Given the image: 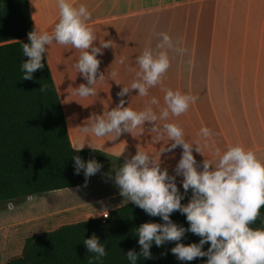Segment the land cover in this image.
Returning <instances> with one entry per match:
<instances>
[{
  "label": "crops",
  "instance_id": "0c3cea01",
  "mask_svg": "<svg viewBox=\"0 0 264 264\" xmlns=\"http://www.w3.org/2000/svg\"><path fill=\"white\" fill-rule=\"evenodd\" d=\"M162 1L68 0L77 7L86 5L91 13L87 23L97 37L94 46L99 47L104 40L113 41L112 47L102 49L103 54L97 56L101 62L97 79L101 73L105 79L94 85L96 95L87 98L75 94L81 83L87 85V81L73 67L78 61L79 50L55 42L46 46V59L63 106L73 147L122 165L136 154L138 146L160 162L161 169H167L169 176L176 177L178 190L183 189V177L176 175L175 171L182 148L177 147L160 156L161 149L169 147L171 142L166 136L156 141V133L150 130V123L146 122L143 129L134 130L131 134L123 133L117 139L111 135L97 138L91 133H82L80 127L88 124L91 115H102L119 104L121 97L117 94L123 87H130L139 70L136 57L146 47L156 50L159 23H199L200 39L192 42L214 44V51L168 53L174 62L170 63L162 83L149 89L146 97H140L138 90L130 91L123 97L124 106L141 111L152 97H156L159 105H152V108L159 114L160 109L165 107V89L195 96V103L185 114L179 117L170 115L168 121L158 120L156 126L172 122L183 129L187 142L194 145L193 155L198 170H202L204 159L215 167L218 162L216 151L223 153L229 146L237 144L252 150L264 162V0ZM29 3L34 29L51 34L59 20L57 0H29ZM113 71L117 73L115 78L110 75ZM201 127H208L213 133L206 142L207 147L205 140L198 135ZM198 141L202 155L195 152ZM111 170L117 171L118 168H101L86 186L94 185L98 173L106 175ZM93 202L87 204L95 213L92 218L103 216L105 210L109 213L130 203L117 192L104 194L101 200ZM88 219L91 218L83 220ZM26 238L21 242L18 256ZM3 248L7 250L1 251V255L12 252L9 242Z\"/></svg>",
  "mask_w": 264,
  "mask_h": 264
},
{
  "label": "clouds",
  "instance_id": "9594fccd",
  "mask_svg": "<svg viewBox=\"0 0 264 264\" xmlns=\"http://www.w3.org/2000/svg\"><path fill=\"white\" fill-rule=\"evenodd\" d=\"M57 2L59 20L51 34L47 31L38 32L35 28L28 33L30 43H21L23 55L28 58L21 66L23 80H31L33 73L44 67L42 59L47 52L46 46L53 42L63 46L70 45L80 52L73 67L87 81V85L81 83L75 89V94L81 98L96 95L94 85L105 79L103 73L97 79L101 63L97 56L103 54L102 49L112 47L113 41L104 40L99 47L94 46L97 37L87 23L91 19L87 6L80 4L77 7L68 0ZM158 35L160 42L157 43L156 50L146 47L136 57L139 70L136 71V78L130 87H123L117 94L121 97L119 104L102 115H91L87 120L88 124L80 127V131L91 133L97 138L111 135L117 139L123 133L131 134L134 130L143 129L148 122L152 125L150 130L156 133V141H161L166 136L171 142L169 147L161 149L160 156L177 147L182 148L175 171L176 175L183 177L184 192L187 193L190 189L192 191L187 205L181 203L184 197L179 194L176 177L169 176L167 169H161L160 162L141 151L138 146L136 154L125 160L115 172L114 180L120 189V195L148 215L160 217L164 222H145L137 228L140 256L150 259L153 244L161 247L166 242H176L171 253L180 261L191 262L206 257V264H264V228L250 227L264 207V162L252 150L237 144L229 146L223 153L216 151L218 162L215 167L204 159L202 170H198L193 155L194 145L187 142L183 129L172 122H165L161 127L156 126L158 120L168 121L170 115L179 117L185 114L190 105L195 103V96L179 90L165 89V107L160 109L159 114L152 108V105H159L156 97H152L141 111L124 106L123 97L130 91L138 90L140 97H146L149 89L162 83L170 68L169 50L179 54L185 51L167 33ZM110 75L115 78L117 73L113 71ZM39 90L45 91V88L40 87ZM198 135L205 140L207 147L206 142L213 133L208 127H201ZM195 152L201 154L199 141ZM73 160L75 174L79 175L83 169L86 183L102 167L95 160L85 162L79 156H74ZM27 199L32 201L37 197L32 195ZM175 211L186 216L190 225L188 229L170 219ZM108 215L105 210L104 218L107 219ZM188 231L201 238L198 244L191 243L186 246L180 243ZM205 244H210L207 251L202 250ZM84 245L88 252L96 254V259L107 254L105 247L94 234L84 240ZM126 257L131 264H136L138 255L134 250H129Z\"/></svg>",
  "mask_w": 264,
  "mask_h": 264
},
{
  "label": "trees",
  "instance_id": "16d2710c",
  "mask_svg": "<svg viewBox=\"0 0 264 264\" xmlns=\"http://www.w3.org/2000/svg\"><path fill=\"white\" fill-rule=\"evenodd\" d=\"M34 30L29 0H0V205L25 201L29 196L86 186L84 170L75 174L74 156L89 161L87 150L75 149L71 143L63 106L50 71L46 55L44 67L23 80L24 57L21 43H30L28 33ZM44 87L45 91H40ZM101 168L116 166L99 163ZM181 203L187 205L191 189ZM103 216L62 225L55 230L26 238L21 255L4 264H131L126 254L134 250L136 264H206L207 258L180 261L171 253L176 242L152 245L151 258L140 256L137 228L145 222L164 223L132 202ZM177 225L190 227L179 211L170 215ZM253 229L264 228V207ZM93 234L105 247L106 255L96 259L88 252L84 240ZM200 237L186 232L180 243H199ZM210 244L203 246L207 251Z\"/></svg>",
  "mask_w": 264,
  "mask_h": 264
},
{
  "label": "rangeland",
  "instance_id": "374dc122",
  "mask_svg": "<svg viewBox=\"0 0 264 264\" xmlns=\"http://www.w3.org/2000/svg\"><path fill=\"white\" fill-rule=\"evenodd\" d=\"M162 2L158 0V3ZM159 33H167L174 43L178 42V47L185 50L184 53L214 51V44L192 42L200 39L199 23H159ZM169 53L177 52L169 50ZM115 172L98 173L93 186L49 192L36 196V200L0 205V252L7 250L3 245L8 242L12 250L9 254H0V264L18 256L21 242L26 237L92 218L95 213L89 205L94 204L95 199L101 200L109 192L120 193L114 180Z\"/></svg>",
  "mask_w": 264,
  "mask_h": 264
},
{
  "label": "water",
  "instance_id": "95a60500",
  "mask_svg": "<svg viewBox=\"0 0 264 264\" xmlns=\"http://www.w3.org/2000/svg\"><path fill=\"white\" fill-rule=\"evenodd\" d=\"M91 160H95L97 163L99 162H107L108 159L104 156H101V155H90L89 156V161Z\"/></svg>",
  "mask_w": 264,
  "mask_h": 264
},
{
  "label": "built area",
  "instance_id": "2783aa9c",
  "mask_svg": "<svg viewBox=\"0 0 264 264\" xmlns=\"http://www.w3.org/2000/svg\"><path fill=\"white\" fill-rule=\"evenodd\" d=\"M103 217H104V215H103Z\"/></svg>",
  "mask_w": 264,
  "mask_h": 264
}]
</instances>
